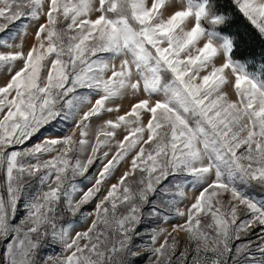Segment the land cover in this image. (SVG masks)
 I'll return each instance as SVG.
<instances>
[{
	"label": "snow or ice",
	"instance_id": "6c2138e0",
	"mask_svg": "<svg viewBox=\"0 0 264 264\" xmlns=\"http://www.w3.org/2000/svg\"><path fill=\"white\" fill-rule=\"evenodd\" d=\"M233 3L264 38V0ZM98 5L0 0V264H264V81L206 34L204 3Z\"/></svg>",
	"mask_w": 264,
	"mask_h": 264
},
{
	"label": "rangeland",
	"instance_id": "374dc122",
	"mask_svg": "<svg viewBox=\"0 0 264 264\" xmlns=\"http://www.w3.org/2000/svg\"><path fill=\"white\" fill-rule=\"evenodd\" d=\"M171 2H172V0H166V3H169L170 4ZM195 2L197 4L204 3L205 4V7L208 9V6H207V3H206L205 0H195ZM146 3H147L148 6H150L151 0H146ZM177 3L178 4H185L186 5L187 0H177ZM96 4H97V7H98L99 6L98 5V0H96ZM175 10H178V9L173 8V7H168L167 12L165 13V15L171 14ZM98 15H99L98 12H94V13L91 14L90 18L91 19H95L96 16H98ZM212 17H214V18H220V15L217 16V15H214L213 14ZM25 22H27V21H25ZM185 24H187L186 30H190V28L192 26H194V20L192 18H189V19H187L185 21ZM183 26L184 25H181V27H183ZM216 26L215 27L208 28V29L205 28L206 34L209 35L210 39L213 40L216 45L221 46V48L223 47V45L228 44L229 45V47H228V59H230L232 61L233 65L234 66H240V67H242L247 74H249L250 76H253V77H255V78L258 79V76H259V73L258 72L256 73L255 71H253L251 69H248V67L245 65L244 62L237 61V60H234V59L230 58V56H229V50H230V47H231V41H230L229 37L226 34L220 33L218 31H216ZM29 31H32V30L30 29ZM177 31H179V30L177 29ZM28 39H29V42H30L31 41V36H29ZM203 43H204V41L202 39L199 40V41H197L196 42V48L202 47ZM25 47L27 48V43L25 44ZM189 51L191 52L192 55H198V52H196L195 48H192L191 46L189 47ZM181 56L183 58L184 53H182ZM214 63L217 66H219V64L222 63V60L221 59H215L214 60ZM209 71H210V69L203 70L200 73V76H203V75L207 74ZM7 78H8L7 76L0 77V85H2L6 81ZM233 80H234V78H233ZM225 90L227 91V93L229 95V98L231 100H234V101L237 100V97L235 95V90L233 88L227 87ZM130 103H131V101L128 98H124L123 100L117 99L114 102V104L113 105H110V106L115 107V105H117V104H122L123 107L120 108L119 114H123V112L129 107ZM116 114L117 113H115V112L112 113V114H104L103 119H112V118L115 117ZM142 120L146 124L147 123V116H142ZM96 123H97V121H95V120L92 122V133H90V135L88 137L89 140L92 141V142H94V140H95L94 132H95ZM64 128H65V125H63V124H59L57 126V130L64 129ZM52 134H53L52 133V130H50V129H42L41 132L38 133L36 136H34L32 138V140H30L26 145L16 146V147L19 148V149H22L23 147L30 146L31 144H34V143L42 140L45 137L51 136ZM123 135H124V133L122 131H118L117 136H116V140L122 139L123 138ZM105 150H108V149L106 148ZM89 151H90V148H89ZM115 151H116V147H115V143L113 142V144L111 145V152L114 153ZM86 155H87V153L81 155V159H86ZM109 158H111V157L109 156ZM128 159H130V157ZM126 166H127L126 163H122L118 167V169L111 176V178H109L107 180V183H105L103 185L104 192H106L108 190V188H109V186L111 184H114V183L117 182V178L122 174V172L124 171V168ZM99 167H100V163L99 162H96L90 168L89 174H88L89 175V179L88 180H84V179H82L80 177H77L76 178V181H77V184H78V189L79 188H83V189L86 190L88 187H91V184L94 182V177H95L96 172H97V169ZM0 177H2V173H0ZM104 192H102L101 195H103ZM80 194L81 193H79V191H78L77 196H76L77 199L79 198V195ZM249 194L252 195L253 198L255 200H257V202H260V200H261V195L260 194L256 193L255 191H250ZM190 195H191V193H190ZM224 199H227V195L224 196ZM185 203H187V202H185ZM94 206H95V201H93L89 205L85 206V211H91V209L94 208ZM71 219H72V217H70V216H66L65 217V220H71ZM172 220H173L174 223H181L182 222L178 218H172ZM203 222H208V221L207 220H204ZM89 223H90V221H89ZM164 226L168 227L169 229L171 228V224H166ZM84 227H87V224H83L82 222H79L77 224V226L74 228V231L83 230ZM259 230L260 229L257 228L255 231H259ZM143 239L146 240L147 238L145 237ZM253 239H255V237H253ZM137 243H140V241L137 240ZM138 250H141V249H138ZM47 251L51 253V252H54V251H58V249H56L55 247H53V248H48ZM141 264H146V262L141 261Z\"/></svg>",
	"mask_w": 264,
	"mask_h": 264
},
{
	"label": "trees",
	"instance_id": "16d2710c",
	"mask_svg": "<svg viewBox=\"0 0 264 264\" xmlns=\"http://www.w3.org/2000/svg\"><path fill=\"white\" fill-rule=\"evenodd\" d=\"M209 15H220L221 23L216 31L226 34L230 41V58L242 61L248 67L259 73L258 79L264 81V38L238 11L233 0H205ZM204 28L211 26L202 21Z\"/></svg>",
	"mask_w": 264,
	"mask_h": 264
}]
</instances>
